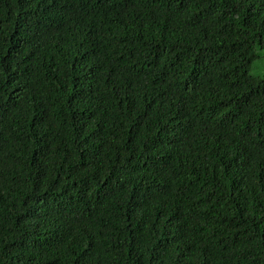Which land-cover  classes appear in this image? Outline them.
<instances>
[{
    "label": "trees",
    "instance_id": "trees-1",
    "mask_svg": "<svg viewBox=\"0 0 264 264\" xmlns=\"http://www.w3.org/2000/svg\"><path fill=\"white\" fill-rule=\"evenodd\" d=\"M264 0H0V264H264Z\"/></svg>",
    "mask_w": 264,
    "mask_h": 264
},
{
    "label": "rangeland",
    "instance_id": "rangeland-1",
    "mask_svg": "<svg viewBox=\"0 0 264 264\" xmlns=\"http://www.w3.org/2000/svg\"><path fill=\"white\" fill-rule=\"evenodd\" d=\"M250 74L257 77H264V47L257 49V58L250 65Z\"/></svg>",
    "mask_w": 264,
    "mask_h": 264
}]
</instances>
